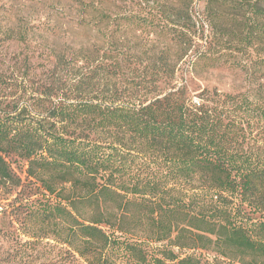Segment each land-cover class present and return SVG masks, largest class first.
Returning <instances> with one entry per match:
<instances>
[{"label": "trees", "instance_id": "16d2710c", "mask_svg": "<svg viewBox=\"0 0 264 264\" xmlns=\"http://www.w3.org/2000/svg\"><path fill=\"white\" fill-rule=\"evenodd\" d=\"M179 26L173 45L185 52ZM58 64L49 80L27 78L29 65L0 75L11 87L0 97V184L23 186L17 163L35 189L10 222L87 264H264V79L235 94L173 85L124 97L88 73L66 83Z\"/></svg>", "mask_w": 264, "mask_h": 264}, {"label": "rangeland", "instance_id": "374dc122", "mask_svg": "<svg viewBox=\"0 0 264 264\" xmlns=\"http://www.w3.org/2000/svg\"><path fill=\"white\" fill-rule=\"evenodd\" d=\"M133 16L140 29L127 22ZM180 24L189 38L185 52L173 45ZM165 63L174 70L166 73ZM56 64L66 83L88 73L96 88L124 97L148 98L173 85L235 94L264 79V0H0V75L18 76L29 65L27 78L49 80ZM10 88L0 87V97ZM12 166L25 182L0 184V264H87L50 238L34 243L19 221L10 222L21 220L17 206L35 196L24 167Z\"/></svg>", "mask_w": 264, "mask_h": 264}]
</instances>
